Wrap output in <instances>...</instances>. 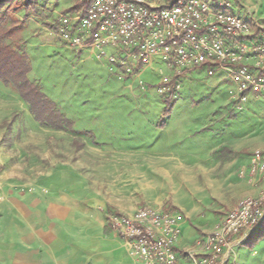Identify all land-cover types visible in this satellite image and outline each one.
<instances>
[{
	"label": "rangeland",
	"instance_id": "374dc122",
	"mask_svg": "<svg viewBox=\"0 0 264 264\" xmlns=\"http://www.w3.org/2000/svg\"><path fill=\"white\" fill-rule=\"evenodd\" d=\"M87 1L11 0L3 9L24 25L21 34L9 42L23 47L30 57V81L41 88L71 126L63 131L41 127L28 105L0 82V174L12 173L20 180L14 189L23 192L26 188L23 181L38 177L56 160L69 163L72 157L76 158L75 150L83 144L133 151L138 158L136 164L143 166L141 174H146L150 165L143 161L144 157H164L166 160L151 164L172 179L164 176L168 185L150 187L147 198L138 192L141 193L139 206L170 212L179 210L186 224L182 234L184 246L189 247L218 220L215 214L218 209L207 198L218 194L224 171H233L235 175L237 172L240 192L246 185L257 188L246 168L253 151H264L263 101L252 98L242 109H236L230 97L229 74L205 66L181 74L162 67L160 74V67L154 65L119 81L117 71L111 72L106 60H97L89 49L79 51L67 47L55 33L59 16L74 13L73 7L82 10ZM231 1L232 11L240 17L252 15L264 20V0ZM106 52L113 54L111 49ZM163 78L175 80L174 86L178 87L173 89V100L177 99L168 115L164 114L163 101L169 93L163 95L156 91ZM182 124L194 138H199L190 139L189 147L191 153L196 150L191 157L197 155L203 160L200 166L189 167L193 159L179 160L184 147L170 146L169 139L177 138L174 132ZM167 158L178 163L168 162ZM41 184L52 191V183ZM234 204L222 212L232 210L236 207ZM194 230L202 233L199 235ZM258 236L255 234L249 240L251 244L248 241L236 249L237 256L246 264H257L264 255V235ZM252 252L258 256L252 258Z\"/></svg>",
	"mask_w": 264,
	"mask_h": 264
},
{
	"label": "built area",
	"instance_id": "2783aa9c",
	"mask_svg": "<svg viewBox=\"0 0 264 264\" xmlns=\"http://www.w3.org/2000/svg\"><path fill=\"white\" fill-rule=\"evenodd\" d=\"M54 29L67 47L106 60L119 80L154 59L178 74L205 66L229 74L236 109L253 98L262 99L264 111V20L235 14L231 0H91L84 10L60 15ZM174 88L163 78L156 91L165 95ZM246 171L257 195L223 213L189 247L182 245L184 217L178 212L146 205L133 215L109 214L106 225L136 264H240L236 249L264 222V151L252 152Z\"/></svg>",
	"mask_w": 264,
	"mask_h": 264
},
{
	"label": "crops",
	"instance_id": "0c3cea01",
	"mask_svg": "<svg viewBox=\"0 0 264 264\" xmlns=\"http://www.w3.org/2000/svg\"><path fill=\"white\" fill-rule=\"evenodd\" d=\"M91 55L95 56L92 52ZM154 65L160 67L161 74L165 65L154 59L148 67ZM180 126L174 132L177 138L169 139L170 146L184 147L179 160L193 159L189 167L200 166L203 160L197 155L191 157L196 150L191 153L189 147L190 139L199 138H194L185 124ZM104 148L81 145L75 150L76 158L72 157L69 163L56 160L49 170L33 180L23 181L26 187L23 192L14 189L20 180L12 173L0 174V264H136L120 235L106 225V218L112 213L133 215L140 207L141 193L147 198L150 187L164 188L168 185L164 176L172 178L167 173H159V167L151 164L164 157H144L143 161L150 165L148 172L141 174L143 166L136 164L138 158L133 151L116 150L109 145ZM239 178L237 172L235 175L233 171H224L218 194L208 196L218 209L215 212L217 222L222 218V209L230 208L237 201L236 206L243 198L257 194L258 189L248 185L240 192ZM42 182L52 183V191ZM185 225L184 218L182 234ZM257 256V252L251 253L252 258ZM238 259L240 264H246ZM257 264H264V255Z\"/></svg>",
	"mask_w": 264,
	"mask_h": 264
},
{
	"label": "trees",
	"instance_id": "16d2710c",
	"mask_svg": "<svg viewBox=\"0 0 264 264\" xmlns=\"http://www.w3.org/2000/svg\"><path fill=\"white\" fill-rule=\"evenodd\" d=\"M90 1L83 3L82 10L88 7ZM10 2L11 0H0V82L28 105L29 112L41 127L59 131L70 129V121L60 114L55 105L43 94L41 88L30 81V57L23 47L13 46L9 42L24 29L20 21L13 19L3 10ZM75 9L76 7H73L76 12ZM125 79L127 80V77ZM174 81H172V87H174ZM173 96V93H170L163 101L166 104L164 109L166 115L169 114L173 105ZM261 228L256 236L264 235V222ZM249 244H251L250 241Z\"/></svg>",
	"mask_w": 264,
	"mask_h": 264
}]
</instances>
